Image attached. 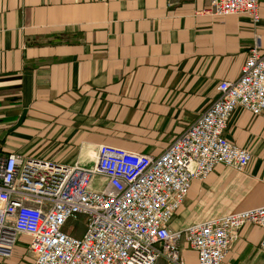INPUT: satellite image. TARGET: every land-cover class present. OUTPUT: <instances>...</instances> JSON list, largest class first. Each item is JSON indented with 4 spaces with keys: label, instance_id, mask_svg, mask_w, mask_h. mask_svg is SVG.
<instances>
[{
    "label": "crops",
    "instance_id": "1",
    "mask_svg": "<svg viewBox=\"0 0 264 264\" xmlns=\"http://www.w3.org/2000/svg\"><path fill=\"white\" fill-rule=\"evenodd\" d=\"M211 0H0V151L88 167L101 146L159 156L236 81L260 22L214 16ZM226 137L245 172L194 181L172 227L264 206V112L238 108ZM264 230L246 225L223 264H262ZM20 237L0 264H33ZM185 264H198L183 251ZM156 264H170L165 259Z\"/></svg>",
    "mask_w": 264,
    "mask_h": 264
},
{
    "label": "built area",
    "instance_id": "2",
    "mask_svg": "<svg viewBox=\"0 0 264 264\" xmlns=\"http://www.w3.org/2000/svg\"><path fill=\"white\" fill-rule=\"evenodd\" d=\"M260 0H211L209 13L260 22ZM250 50L236 81L159 156L101 146L88 167L0 151V256L29 238L33 264H223L246 225L264 230V206L175 230L194 181L220 165L245 172L252 154L226 133L238 108L264 112V53ZM68 229V232H66ZM264 254V239L259 245ZM264 264V261L263 263Z\"/></svg>",
    "mask_w": 264,
    "mask_h": 264
},
{
    "label": "rangeland",
    "instance_id": "3",
    "mask_svg": "<svg viewBox=\"0 0 264 264\" xmlns=\"http://www.w3.org/2000/svg\"><path fill=\"white\" fill-rule=\"evenodd\" d=\"M194 225V224H193ZM66 232H68V229H66ZM187 249V248H186Z\"/></svg>",
    "mask_w": 264,
    "mask_h": 264
}]
</instances>
